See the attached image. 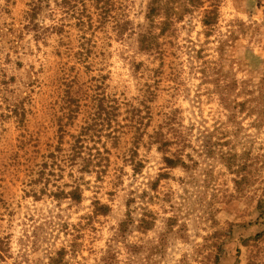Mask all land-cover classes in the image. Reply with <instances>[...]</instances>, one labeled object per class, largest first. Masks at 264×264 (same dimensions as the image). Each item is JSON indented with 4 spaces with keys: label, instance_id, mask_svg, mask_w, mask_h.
Masks as SVG:
<instances>
[{
    "label": "rangeland",
    "instance_id": "1",
    "mask_svg": "<svg viewBox=\"0 0 264 264\" xmlns=\"http://www.w3.org/2000/svg\"><path fill=\"white\" fill-rule=\"evenodd\" d=\"M57 1L31 17L37 0H0L4 264H42L43 237L67 249L66 264H102L110 251L120 264H203L218 251L219 264H249L243 240L264 228L255 221L264 193V0H156L153 20L151 0H112L102 18L88 4L81 21ZM139 33L149 50L139 49ZM158 137L181 164L166 167ZM76 139L87 163L64 162ZM76 187L79 202L68 195ZM128 199L135 218L146 211L155 221L122 237ZM96 201L109 211L94 213ZM161 234L154 262L129 254L127 246Z\"/></svg>",
    "mask_w": 264,
    "mask_h": 264
},
{
    "label": "trees",
    "instance_id": "2",
    "mask_svg": "<svg viewBox=\"0 0 264 264\" xmlns=\"http://www.w3.org/2000/svg\"><path fill=\"white\" fill-rule=\"evenodd\" d=\"M191 4H201L202 0H188ZM46 2V1H45ZM54 2H58L57 0H54ZM112 2V0H60L61 7L66 10V13H74L77 15H80L77 18V21H81L83 14L88 12V4H91L96 9H103L101 10V13H97V16L99 18H102L107 13V6ZM156 0H151L148 6V12L146 14V17L148 20H153V16L157 11V8L155 6ZM44 0H37L33 4V7L31 9V17L36 16L38 14L37 11H40L43 7ZM80 5V7H79ZM102 5V6H100ZM80 8V12H77V10ZM217 9L214 7V9H211L207 11V15H205V19H203V23L205 25H211L212 21L210 20V16L216 15ZM87 18L91 22L92 15L88 14ZM152 18V19H151ZM101 19L99 20V22ZM85 23V20L83 21ZM138 42H139V49L146 51L149 50L150 45L147 44L148 36L146 33H139L138 34ZM226 92V91H224ZM128 122V121H127ZM131 122V121H130ZM133 125V124H131ZM158 150H166L167 147L170 144V141L166 139L165 137H158ZM83 139H76L74 141V146L68 150V152L64 155V162H76L79 158H81L83 161H87L86 155H89L88 153L86 155H83V145H79V143H83ZM165 151V155H163L162 159L166 164V167L168 168H174L177 165L182 163V157L178 152H170L167 151L168 154ZM97 157L95 161V167L100 166V160L102 158V153L97 152ZM95 155V156H96ZM227 158V157H226ZM229 159V158H228ZM228 159H223L224 163L228 168H230V165L226 162H228ZM138 163V162H137ZM139 164V163H138ZM84 166H87L84 165ZM86 168V167H84ZM134 172H138L137 164L133 168ZM163 174H159V176H162ZM234 182L238 185L240 184V180L234 179ZM63 191L58 190L54 191L53 195L56 198H61L63 195ZM69 197L73 201H81L82 200V193L79 191V189L76 187L73 191L68 193ZM133 201L132 199H128L126 201V206L128 209L126 210L124 217L120 219L118 223V235L119 236H125L127 232L131 231L132 228H134L137 231L146 232L150 230L154 225V217L150 213H146V211H142L140 216L138 218H135L131 211H130V202ZM94 213L96 214H106L109 211V207L105 204L100 203L99 201H96L94 203ZM257 211L258 216L256 218V223H260L264 226V193L261 198L257 201ZM50 221V220H49ZM167 221H173L172 217H169ZM52 222V221H50ZM49 222V223H50ZM63 224L62 226H64ZM43 229V226L39 227ZM42 242H45V247H43V256L40 258L42 260V264H66V251L67 249L65 247H59L57 249H54L53 241H50L49 238L43 237L40 242L35 243V248H39V246L42 245ZM47 242V243H46ZM244 246H251L250 247V254H251V260L249 264H264V261H262V258H264V228L257 232L255 235L248 237L247 239L243 240ZM2 243V241H1ZM129 254L136 258L137 261H140V259H145L149 262H154L160 254H162L165 250L164 248V238L163 234L159 237V239L155 242L150 243H142V244H133L130 246H127ZM221 250V249H219ZM221 251H218V253H214L211 256V259L208 262H204L203 264H219L221 260ZM6 255H5V249L3 247H0V264H4ZM102 264H120V262L116 259L115 254L111 251L103 257ZM124 264H132L131 262L124 263Z\"/></svg>",
    "mask_w": 264,
    "mask_h": 264
}]
</instances>
